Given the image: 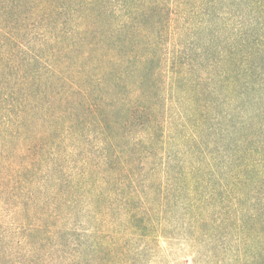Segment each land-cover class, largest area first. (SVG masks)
I'll list each match as a JSON object with an SVG mask.
<instances>
[{
	"label": "trees",
	"instance_id": "obj_1",
	"mask_svg": "<svg viewBox=\"0 0 264 264\" xmlns=\"http://www.w3.org/2000/svg\"><path fill=\"white\" fill-rule=\"evenodd\" d=\"M264 264V0H0V264Z\"/></svg>",
	"mask_w": 264,
	"mask_h": 264
},
{
	"label": "rangeland",
	"instance_id": "obj_2",
	"mask_svg": "<svg viewBox=\"0 0 264 264\" xmlns=\"http://www.w3.org/2000/svg\"><path fill=\"white\" fill-rule=\"evenodd\" d=\"M159 249L147 264H199L195 250L178 240H160Z\"/></svg>",
	"mask_w": 264,
	"mask_h": 264
}]
</instances>
